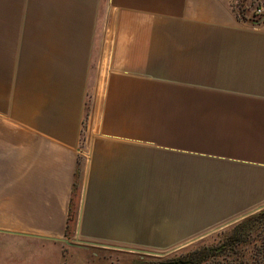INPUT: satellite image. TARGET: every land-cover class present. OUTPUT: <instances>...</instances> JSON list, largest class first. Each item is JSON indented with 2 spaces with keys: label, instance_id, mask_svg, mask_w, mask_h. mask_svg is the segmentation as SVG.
<instances>
[{
  "label": "crops",
  "instance_id": "1",
  "mask_svg": "<svg viewBox=\"0 0 264 264\" xmlns=\"http://www.w3.org/2000/svg\"><path fill=\"white\" fill-rule=\"evenodd\" d=\"M236 2L0 0V230L169 250L263 209L264 19Z\"/></svg>",
  "mask_w": 264,
  "mask_h": 264
},
{
  "label": "rangeland",
  "instance_id": "2",
  "mask_svg": "<svg viewBox=\"0 0 264 264\" xmlns=\"http://www.w3.org/2000/svg\"><path fill=\"white\" fill-rule=\"evenodd\" d=\"M257 1L264 0L245 1L248 12ZM84 130L85 122L82 124L80 139V145L83 147L85 146V142H83ZM1 174L2 172H0V177ZM1 182L5 183V180L0 178ZM7 191L6 186H0V222L4 221L1 219L5 218ZM71 203L73 205V200ZM70 214H72L71 210ZM238 220L209 234L194 236L185 242H177L169 250H149L144 248V245H120L94 241L87 236L72 235L69 227L63 234L41 235L57 238V240L13 236L0 232V264H158V262L171 260H186L188 252L201 246L214 248L217 255L197 264H264L261 259L258 262L252 242L235 247L231 255L225 251L218 253L220 249L218 246L223 235L222 231L227 230L230 225ZM70 221L67 222L68 225ZM137 250L148 253H141Z\"/></svg>",
  "mask_w": 264,
  "mask_h": 264
},
{
  "label": "trees",
  "instance_id": "3",
  "mask_svg": "<svg viewBox=\"0 0 264 264\" xmlns=\"http://www.w3.org/2000/svg\"><path fill=\"white\" fill-rule=\"evenodd\" d=\"M245 1L246 0H237L236 2V9L239 18H245L247 9ZM77 177L78 168L76 167L74 171V181L72 184L74 187L76 186ZM69 220H71L70 210L68 211L66 222ZM222 233L223 235L218 246V248H220L218 253L225 251L228 255H231L234 252L235 247L252 242L256 250L255 255L258 257V262L260 259L264 261V208L241 218L237 222L230 225L227 230H223ZM216 255L217 253H215L214 248L201 246L188 252L186 260H188L190 264H197L208 258L216 257ZM159 263L160 262H158V264Z\"/></svg>",
  "mask_w": 264,
  "mask_h": 264
},
{
  "label": "built area",
  "instance_id": "4",
  "mask_svg": "<svg viewBox=\"0 0 264 264\" xmlns=\"http://www.w3.org/2000/svg\"><path fill=\"white\" fill-rule=\"evenodd\" d=\"M264 15V1H257L247 14L251 22H259Z\"/></svg>",
  "mask_w": 264,
  "mask_h": 264
},
{
  "label": "water",
  "instance_id": "5",
  "mask_svg": "<svg viewBox=\"0 0 264 264\" xmlns=\"http://www.w3.org/2000/svg\"><path fill=\"white\" fill-rule=\"evenodd\" d=\"M264 19V15L261 18L260 21H262ZM0 232H4V233H15V232H11V231H6V230H0ZM27 236H31V237H36V238H44V239H51V240H57V238H53V237H46V236H41V235H34V234H26ZM141 253H148V252H144L141 250H137ZM155 255H159V254H155ZM189 262L187 260H171V261H166V262H160L159 264H188Z\"/></svg>",
  "mask_w": 264,
  "mask_h": 264
}]
</instances>
